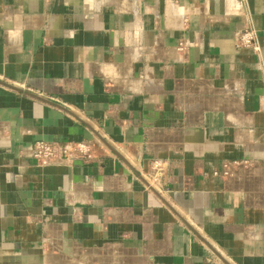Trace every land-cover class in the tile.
I'll use <instances>...</instances> for the list:
<instances>
[{"label":"crops","instance_id":"obj_1","mask_svg":"<svg viewBox=\"0 0 264 264\" xmlns=\"http://www.w3.org/2000/svg\"><path fill=\"white\" fill-rule=\"evenodd\" d=\"M263 94L264 0H0V264H264Z\"/></svg>","mask_w":264,"mask_h":264},{"label":"built area","instance_id":"obj_2","mask_svg":"<svg viewBox=\"0 0 264 264\" xmlns=\"http://www.w3.org/2000/svg\"><path fill=\"white\" fill-rule=\"evenodd\" d=\"M253 36L250 30L239 33L238 43L240 46L253 44ZM264 103V94H263ZM32 156L40 163H48L59 160H72L74 158L90 157V145L83 141L57 144L47 140H36L31 148Z\"/></svg>","mask_w":264,"mask_h":264}]
</instances>
